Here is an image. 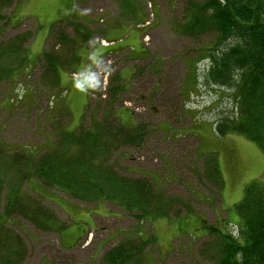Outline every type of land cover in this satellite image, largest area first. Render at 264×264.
I'll list each match as a JSON object with an SVG mask.
<instances>
[{"label":"rangeland","instance_id":"374dc122","mask_svg":"<svg viewBox=\"0 0 264 264\" xmlns=\"http://www.w3.org/2000/svg\"><path fill=\"white\" fill-rule=\"evenodd\" d=\"M203 1L14 0L0 7L4 15L0 19L1 47L12 41L17 50L1 56L3 68L14 69L28 54L24 67L0 77V212L15 188L19 197L13 208L22 202L31 206L34 203L41 219L38 225L18 214L9 220L8 226L25 239L22 264H115L105 260V251L120 243L134 253L123 264L136 260L138 255L139 264H214L204 253L207 249L212 253L216 244L205 226L233 227L229 221L238 220L235 203L243 198L247 184L264 181V151L243 134L219 135L215 130V122L227 114L231 105L228 89L206 82L211 61L207 49L214 46L219 33L216 28H202L196 34L183 31L184 25L194 19L190 13L192 2ZM81 16H99V20L114 17L120 26L117 35L121 28L130 30L117 43V61L104 59L90 71L104 85L114 72L102 76L100 69H105L106 62L117 66L121 78L130 79L126 88L123 86L126 92L120 95L126 99L122 105L127 102L138 109V120L150 125L152 133L145 144L135 148L115 146L108 155L111 170L135 182H152L151 197L146 196L161 205L158 210L145 206L147 215L138 206L131 210L133 194L124 196V202L121 195L107 200L105 194L98 201L95 196L102 188L99 184L89 196L77 198L81 195L70 194L75 190L53 187L57 182L51 178L40 175L23 179V164L12 161L16 153L37 156L59 144L64 131L73 132L81 123L88 128L104 118L94 111L93 100H88L92 106L83 112L84 92L73 86L85 74L83 69L92 62L90 57L94 53L98 57L102 45L109 44L99 36L96 24L82 27L90 32L91 41L67 25ZM61 18L70 40L59 44V37L48 30ZM143 22L146 26L140 29L147 31L143 36L145 48L131 49L138 33L135 26ZM22 40L25 43L19 49ZM53 44L52 51L65 60L56 61L58 69L68 71L60 89L51 85L47 88L44 81L47 70L42 65L43 52L51 50ZM74 51L75 57L67 62V55L70 57ZM132 64L133 74L126 76L120 71ZM139 70L145 73L135 78ZM14 88L19 93L18 101L12 100ZM126 109L117 107V116L128 125L132 116ZM59 147L63 148L64 143ZM210 157L219 165L223 180L220 190L208 179ZM96 161L101 165L104 162L99 157ZM99 172L95 168L90 174ZM91 185L96 187L94 182ZM47 217L53 218L50 221Z\"/></svg>","mask_w":264,"mask_h":264},{"label":"trees","instance_id":"16d2710c","mask_svg":"<svg viewBox=\"0 0 264 264\" xmlns=\"http://www.w3.org/2000/svg\"><path fill=\"white\" fill-rule=\"evenodd\" d=\"M13 1L0 0V7H4L5 4L10 5ZM192 3L190 13L194 19L184 25L183 31L196 34L202 28L207 30L216 28L219 36L214 40V46L207 49L210 51L209 59L211 61L205 75L208 78L206 82L228 89L226 91L230 92L229 111L224 116L221 115V119L215 122V130L219 135L228 132L243 134L257 143L264 151V0H204L201 3ZM1 18H4V15L0 12ZM63 19L52 22L49 30L51 34L59 37L60 40L57 41L59 44L70 40L66 38L69 31L65 26H62L66 23L62 22ZM67 25H72L75 27L76 33H82L87 40L91 41L90 32L86 31V28L82 30L83 25L88 24L77 20L73 23L68 22ZM23 42L25 43L22 40L17 45L19 49H22L20 46L23 45ZM53 46L54 44L51 50L43 52L42 65L48 71H45L47 76L44 80L47 88L50 85L53 88L61 87L60 69H58L56 61L58 63L65 61L62 56L52 51ZM15 47L16 43L12 41L2 47L0 44V58L2 55L6 56V53L17 51L14 49ZM74 57L75 51L74 54L71 53L70 57L67 55L66 61L68 62L70 58ZM27 60L28 54L26 53V56L22 58V63L14 69L3 68L0 60V77L10 76L12 71L15 74L17 70L24 67ZM138 73L140 74L135 78L142 77L145 72L139 70L135 75ZM119 80L122 81V78L117 73V81ZM114 84L117 86H109L106 98H102L98 94V97L94 99L88 97L89 100L94 101V111L102 113L104 118L101 122L91 123L88 128L82 123L78 124L79 130L77 131L76 127L73 132L64 131L62 134L64 139H60V143L55 147H49L48 150L39 152L37 156L27 155L25 152L16 153L12 157V161L23 164L21 171L23 179L28 180L31 176L40 175L51 178L57 182L52 185L53 187L59 185L60 187L64 186L67 190H75L69 192L71 195L72 193L75 196L81 195L77 198L84 199L89 196L88 193L93 192V189H99V184L102 185V188L96 193L98 194L95 196L97 199L102 194L107 195V200L121 195V200L124 202L126 201L124 196L128 194L131 197L133 194V200L132 203H129V207L134 210L135 206H138V210L141 213L143 211V215H147L145 206L158 210L161 205L157 201L147 198V196L151 197L152 182L144 180L135 182L134 179H128L109 168L108 155L115 146L117 148L123 145L134 148L142 146L152 133L150 125L145 120H138L136 124L127 125L122 120L117 122L118 117H113L115 115L114 106L126 100L120 96L126 92L123 89L125 83L115 82ZM17 91L16 89L14 92L13 101H18L20 98ZM88 105L92 106L90 102L85 104L83 112ZM63 143L64 147H59ZM31 152L33 153V150ZM97 157L103 159L102 165L97 164ZM210 161L208 179L220 190L223 180L219 165L214 158ZM95 168H98L100 172L93 176L90 171ZM93 182L96 187H92L93 184L90 186V183ZM11 190L9 203L0 212V264H22V259L24 256L26 257L25 239L14 227L8 226L11 216L18 214L26 219L31 218L35 224L37 223L36 225L41 223L34 203L31 206L22 202V205L17 209L13 208L16 197H19V190L15 188ZM142 198H147V200ZM235 206L239 217L237 221H229L233 227L223 228L217 224L206 225L207 235L211 236L216 244L213 248L211 243L212 253L208 252V249L204 253L214 260V264H264V181L255 180L247 184L243 198L235 203ZM47 218L51 221L53 217ZM131 251L130 248L120 243L115 249L105 251V260L123 264L125 260L133 257L134 253L132 254ZM139 260L140 255L136 260L124 264H139Z\"/></svg>","mask_w":264,"mask_h":264},{"label":"crops","instance_id":"0c3cea01","mask_svg":"<svg viewBox=\"0 0 264 264\" xmlns=\"http://www.w3.org/2000/svg\"><path fill=\"white\" fill-rule=\"evenodd\" d=\"M74 8H76V6H74ZM69 16V15H68ZM66 16V17H68ZM99 16L97 17H91V16H81L80 21L82 23L85 24H89V25H97V30L99 31V36H103L104 38H106L109 41L108 45H102L103 50L100 52L98 51V59L100 60V62H103L104 59L107 58H112L114 61H117V43H120L123 41V39L130 33V30L126 31L125 29L121 28V32L120 35H117V29L120 28V26L117 27V21L116 19H114V17H108V18H102V19H98ZM92 28V27H91ZM138 28V33L136 34V41H134L133 44H131V49H133L135 46L136 47H144V43H143V29H140L141 27H136ZM143 28V27H142ZM93 30H95L94 28H92ZM49 31V30H48ZM121 33H123L121 35ZM94 42V41H92ZM145 48V47H144ZM140 58V57H138ZM143 58V56L141 57ZM106 65L107 62H106ZM95 66H97V64L93 65V62L91 63H87V65L84 66L83 70H86V72H88L89 70H91L92 68H94ZM105 66V65H104ZM117 66H114L113 68L115 69ZM135 67V64L129 65L128 67H123L121 68L120 71H123V74L126 76H129L131 74H133V69ZM151 67V65H150ZM156 67L158 68L159 66L156 65ZM124 68H125V72H124ZM152 69V67H151ZM66 74V78L68 77V71H61V75H60V80L62 82L63 80V76ZM87 74V73H86ZM115 82H117V68L115 70V72L113 73V78L111 79V83L113 86H117L116 84H114ZM88 91V90H87ZM84 92V101L85 104H88V92ZM84 104V106H85ZM109 111V110H108ZM107 111V112H108ZM106 112V113H107ZM115 115L117 117V108L115 110ZM124 116L127 117V115L125 113H123ZM122 118V117H121ZM134 122V120H132Z\"/></svg>","mask_w":264,"mask_h":264},{"label":"clouds","instance_id":"9594fccd","mask_svg":"<svg viewBox=\"0 0 264 264\" xmlns=\"http://www.w3.org/2000/svg\"><path fill=\"white\" fill-rule=\"evenodd\" d=\"M90 59L93 64H99L100 60L97 58V55L94 53ZM100 85V80L98 76L91 72L90 70L87 74H84L81 78H78L74 81V87L81 92H86L88 89H96Z\"/></svg>","mask_w":264,"mask_h":264},{"label":"bare ground","instance_id":"6f19581e","mask_svg":"<svg viewBox=\"0 0 264 264\" xmlns=\"http://www.w3.org/2000/svg\"><path fill=\"white\" fill-rule=\"evenodd\" d=\"M113 67H114V66H113ZM113 67H112V68H111V67H108V70H109V72H110L111 74H112L113 72H115V71L113 70V69H114Z\"/></svg>","mask_w":264,"mask_h":264}]
</instances>
